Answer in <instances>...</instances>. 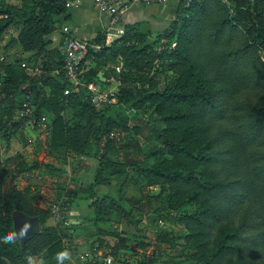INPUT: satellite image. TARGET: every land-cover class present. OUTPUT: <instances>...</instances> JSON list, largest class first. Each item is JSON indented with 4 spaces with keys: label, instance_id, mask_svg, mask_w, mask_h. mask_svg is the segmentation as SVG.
<instances>
[{
    "label": "trees",
    "instance_id": "1",
    "mask_svg": "<svg viewBox=\"0 0 264 264\" xmlns=\"http://www.w3.org/2000/svg\"><path fill=\"white\" fill-rule=\"evenodd\" d=\"M24 1L26 8L22 12L0 4V39L11 25H21L16 39L24 51L42 53L41 68L49 73L35 77L29 87L24 88L10 69L12 65H6L0 87L3 86L4 92L11 91V95L27 96L28 91L43 95L44 100L33 115L38 124L45 110L54 112L51 146L97 157L101 141L112 127L131 130L147 141L156 140L145 151L133 138L130 145L135 151H131L126 166H133L150 185L184 186L193 192L190 200H195L197 209L184 211L182 216L199 228L195 237L212 238L218 247L214 252L203 254L198 264H261L259 260L254 262L253 250L261 248L263 252L259 257H264V0H227V3L195 0L189 6L180 3L188 14L184 17L187 26H183L179 44L173 50L160 52L155 49L156 39L151 32L143 33L136 25H127L125 32L108 44L106 33L98 34L89 40V55L83 64L89 58L94 63L84 76L89 81L106 85L98 78L99 72H103L104 77L114 75L122 84L117 101L102 108L94 107L85 95L64 94L68 82L61 46L66 24L60 16L67 12L68 0ZM60 30L57 43L52 38ZM119 56L123 63L114 65ZM158 60L177 72L164 87L141 93L136 86L123 83L126 69L141 68L145 62L153 65ZM117 66H121V72H117ZM69 101H73L78 116L86 117L88 125L95 120L101 122L87 142L80 139L82 126L78 123L68 125L61 115L63 104ZM150 101L157 102L156 108L172 107L165 115L168 123L189 122L182 139L172 138L169 130L154 124L151 114L145 115L143 125L127 126L128 112ZM6 106L13 125L19 126L29 119L30 116L18 120L13 117L18 107L14 97L10 96ZM4 127L8 130L6 134L15 132L14 128L9 132L7 124ZM192 143L196 146L192 147ZM107 144H111L110 139ZM98 160L100 165L95 180L87 187L71 190L73 196L95 197L90 203L96 219L92 227L94 236H98L96 229L104 222L105 209L97 186L116 172V165L105 153ZM43 166L49 168L50 165L41 161L31 165L22 162L19 172ZM49 172L57 173L53 168H49ZM7 178L8 171L0 161V264H29V257L33 259L43 252L56 259L59 253L68 252L64 240L88 227L67 221V209L62 211L59 203L54 205H60L62 217L55 225H47L52 210L34 206L29 196L30 188L19 191L6 183ZM15 210L21 211L26 220L38 217L44 227L22 240L13 228L12 212ZM70 228L74 229L71 233ZM11 233H16L18 238L14 243H5L4 237ZM169 236L170 233L164 232L159 238L164 242L170 240ZM231 255L237 257L236 262ZM105 256L102 261L93 257L86 264H107ZM66 261L57 259V264ZM120 261L146 263L145 258L116 253L110 264Z\"/></svg>",
    "mask_w": 264,
    "mask_h": 264
},
{
    "label": "rangeland",
    "instance_id": "2",
    "mask_svg": "<svg viewBox=\"0 0 264 264\" xmlns=\"http://www.w3.org/2000/svg\"><path fill=\"white\" fill-rule=\"evenodd\" d=\"M0 4L18 12L26 8L24 0H0ZM164 8L148 16V21L132 24L138 26L143 33L150 34L151 32L156 39L155 49L160 52L177 47L183 26H187L184 17L188 16L180 5L175 8ZM20 26L11 25L0 39V77L5 76L6 65H12L10 69L20 81L21 87H29L31 80L39 75L48 74L49 71L41 68L42 53L38 50L24 51L22 49L16 39ZM120 35L122 34L111 30V33L106 35V43L112 42ZM53 39L58 41L55 36ZM169 41L170 45H168ZM93 63L89 58L86 67H91ZM117 63L122 64L123 58L119 56L113 64ZM166 64L158 60L153 65L145 62L141 68L126 69L122 75V81L125 84L136 86L141 93L152 90L154 87H164L171 77L177 75L176 70L168 69ZM21 71H25L27 75L23 76ZM108 87L114 89L117 95L121 93L122 84L114 83ZM2 88L3 86L0 87V161L8 171L6 183H11L19 191L30 188L29 196L32 198V204L38 208L51 211L54 203L61 204L62 211L67 209L65 210L67 221L78 220L81 221V226L88 227L78 235H69L64 240L69 253L65 264H86L81 259V255L85 252H91L98 261H102L105 255L114 260L116 253H125L135 259L145 258L146 263L144 264H194V262L198 264V259L203 254L218 249L215 247L214 239L201 240L195 237L194 233L199 228L193 223H188L187 217L182 216L184 211H195L198 206L195 200H190L193 192L189 188L150 185L149 180L138 175L133 166H126L131 151H135L130 145L133 138L139 141L145 151H148L156 140L147 141L135 136L131 130L125 131L120 127H112L109 134L102 139L97 157L65 151L63 148L51 146L55 118L53 111L45 110L42 115L47 117L45 125H40L39 122L36 124L37 117L34 115L24 120L19 126L13 125L7 115L6 105L10 96L14 97L18 103L16 110H21L26 99L35 111L44 100L43 95L35 91H28L27 96L18 93L11 95V91L4 92ZM9 88L14 89L12 84ZM67 88L64 89L66 96L69 95L66 93ZM156 105V101H150L133 108L128 112L127 126L132 128L143 125L145 115L151 114L154 124L169 130L172 138L182 139L187 132L185 129L189 122L184 121L179 125L174 122L168 123L165 115L172 107L156 108ZM75 111L73 101H69L63 104L61 115L68 125L78 123L82 126L83 132H80V139L82 142H87L101 122L95 120L88 125L86 117L78 116ZM17 114L15 112L13 117ZM6 124L9 132L12 128L15 132L6 134L8 131L4 127ZM108 139L111 140L110 145L107 144ZM191 146L195 147L196 143H192ZM103 153L111 159L113 165H116V172L97 186V194L104 198L105 209L103 210L104 222L100 224L99 229H96L98 236H94L95 229L92 227L96 219L90 203L95 197L88 200L86 196H73L71 190L79 186L87 187L95 180L96 169L100 165L98 159ZM36 161L49 163V168H53L57 173L51 174L47 166L26 173L19 172L20 163L25 162L31 165ZM149 197L155 199L151 200ZM20 212L19 210L12 212L13 228L19 236L21 230L24 232L26 230L23 224H27ZM61 214L63 215L64 212ZM61 217L60 213L56 216L51 214L50 218H53V221L49 218L47 225H55ZM16 219L17 222H15ZM38 220L39 231H41L44 226L39 218ZM73 231L74 229L70 228L69 233ZM164 232L170 233L169 241L162 242L159 238ZM28 237L29 233L23 235L22 238L20 236L22 240ZM78 240L82 243L78 244ZM262 252L261 248L253 250L256 256L254 262L259 260V263H264V257H259ZM231 257L235 262L237 261L235 255ZM32 260L33 264H57V259L49 257L45 252L35 256ZM119 264L128 263L120 261Z\"/></svg>",
    "mask_w": 264,
    "mask_h": 264
},
{
    "label": "built area",
    "instance_id": "3",
    "mask_svg": "<svg viewBox=\"0 0 264 264\" xmlns=\"http://www.w3.org/2000/svg\"><path fill=\"white\" fill-rule=\"evenodd\" d=\"M75 0H68L67 6L70 7ZM97 9L110 17V30H114L123 34L125 27L120 25L123 15L129 9V7L137 2L146 4H168L173 0H93ZM178 3H183L185 6L191 5L195 0H174ZM227 3V0H223ZM120 25V26H119ZM63 44L61 46L64 53V71L65 78L68 82L67 94L85 95L86 99H89L92 105L96 108H102L107 104L115 103L117 101V93L114 89L109 88L108 85L117 83L120 85L119 79L112 75L108 78L104 77L101 73L102 79L106 82V85H102L98 81L88 80L84 76L83 63L89 55L90 42L87 38H81L75 35V32L69 25L63 27ZM264 60V57H263ZM117 72H121V66L116 67ZM21 116H33V109L28 102L22 104ZM47 117L43 116L40 120V125L46 124ZM32 141V140H30ZM60 213L59 205L55 204L52 208V214L54 216ZM94 255L90 252H85L81 255L83 261H88L93 258ZM107 264L112 263V258L105 256Z\"/></svg>",
    "mask_w": 264,
    "mask_h": 264
},
{
    "label": "crops",
    "instance_id": "4",
    "mask_svg": "<svg viewBox=\"0 0 264 264\" xmlns=\"http://www.w3.org/2000/svg\"><path fill=\"white\" fill-rule=\"evenodd\" d=\"M179 4L180 3L174 0L168 3L167 6H163L166 4H146L141 2L134 3L129 7V9L123 15L120 25L126 27L127 25H132L139 21H148L149 20L148 16H151L153 13L155 14L160 12L162 8L164 7H165L164 9L173 8V7L175 8ZM60 18L62 19V21L65 22L66 25H69L73 29L76 36L81 38H87L89 40H93L100 33H106V35L111 33L110 17L106 14L101 13L95 6L93 0H75L74 3L70 7H68L67 12L61 15ZM54 36L55 38L57 37L58 39V36H61V30L56 32L53 35V37ZM86 66H87L86 63L83 64L84 72H86L88 69V67ZM26 87L27 86H24V88ZM21 111L22 110L15 111L16 113H18L17 115L14 116L16 120L22 117ZM52 219L51 221H53ZM80 222L81 221L74 220V223H80ZM77 243L81 244L82 241L78 240Z\"/></svg>",
    "mask_w": 264,
    "mask_h": 264
},
{
    "label": "clouds",
    "instance_id": "5",
    "mask_svg": "<svg viewBox=\"0 0 264 264\" xmlns=\"http://www.w3.org/2000/svg\"><path fill=\"white\" fill-rule=\"evenodd\" d=\"M23 235H26V233L23 230H21L20 236L22 237ZM17 238H18V236L16 233H11V234L7 235L6 237H4V242L5 243H14ZM68 257H69V253L67 251H65V252L59 253L57 259L60 261H63L64 259H67ZM28 259H29V264H33L32 258L29 257Z\"/></svg>",
    "mask_w": 264,
    "mask_h": 264
},
{
    "label": "water",
    "instance_id": "6",
    "mask_svg": "<svg viewBox=\"0 0 264 264\" xmlns=\"http://www.w3.org/2000/svg\"><path fill=\"white\" fill-rule=\"evenodd\" d=\"M99 77L102 79L101 73L99 74ZM20 214H21V216L24 217V219L26 218V216L22 212H20ZM25 221H26L27 224L24 223L23 226L26 227L25 233H29V236L34 234L36 231L39 230V220H38V218H32V219H29V220L25 219ZM15 222H17V219L15 220Z\"/></svg>",
    "mask_w": 264,
    "mask_h": 264
}]
</instances>
